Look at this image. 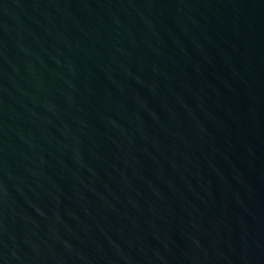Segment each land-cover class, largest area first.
<instances>
[{
  "label": "water",
  "instance_id": "95a60500",
  "mask_svg": "<svg viewBox=\"0 0 264 264\" xmlns=\"http://www.w3.org/2000/svg\"><path fill=\"white\" fill-rule=\"evenodd\" d=\"M0 264H264V0H0Z\"/></svg>",
  "mask_w": 264,
  "mask_h": 264
}]
</instances>
